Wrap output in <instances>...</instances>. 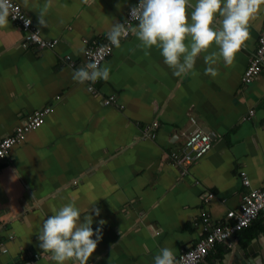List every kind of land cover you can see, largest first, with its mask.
I'll return each instance as SVG.
<instances>
[{
  "label": "crops",
  "instance_id": "obj_1",
  "mask_svg": "<svg viewBox=\"0 0 264 264\" xmlns=\"http://www.w3.org/2000/svg\"><path fill=\"white\" fill-rule=\"evenodd\" d=\"M14 1L44 39L58 42L22 48L17 25L9 20L0 28V139L51 108L0 162V264H20L30 254H43L32 264H56L39 247L38 229L67 203L81 214L100 209L99 216L88 213L94 231L106 221L86 264H153L165 246L177 257L200 239L206 220L239 212L242 196L264 186V71L242 84L264 28V4L232 63L218 59L216 76L204 74L203 59L218 51L215 44L199 55L195 74L176 77L156 46L145 55L130 33L101 64L110 67L109 79L90 92L72 79L85 64L81 50L109 43L113 22L121 23L137 0H52L43 28L37 15L46 0ZM152 122L155 137L141 138ZM195 128L210 135L211 148L175 164L171 152L183 153ZM203 264H264V222L257 217L232 241L216 243Z\"/></svg>",
  "mask_w": 264,
  "mask_h": 264
},
{
  "label": "clouds",
  "instance_id": "obj_2",
  "mask_svg": "<svg viewBox=\"0 0 264 264\" xmlns=\"http://www.w3.org/2000/svg\"><path fill=\"white\" fill-rule=\"evenodd\" d=\"M51 2L46 0L37 15V23L42 28L47 25L45 16ZM24 3L27 5L28 0ZM261 4L264 0H138V4L130 8L129 20L113 22L107 40L111 46L120 48L121 40L131 33L138 41L136 48L143 50L145 55H150L149 49L156 46L164 64L176 77L190 72L195 74L197 58L215 44L218 51L203 57L204 74L214 77L218 74L214 67L218 59L231 64L247 40L248 22ZM13 8L12 0H0V28L9 24ZM24 23L30 25L31 19H24ZM109 74L110 67L89 60L74 70L72 79L80 84L96 83L107 81ZM89 211L100 215L99 208L92 206L87 214H81L74 203H67L43 219L37 235L39 247L50 253L56 264H86L96 250L106 221L99 220L94 231ZM174 261L173 250L167 246L160 248L153 258V264H174Z\"/></svg>",
  "mask_w": 264,
  "mask_h": 264
},
{
  "label": "built area",
  "instance_id": "obj_3",
  "mask_svg": "<svg viewBox=\"0 0 264 264\" xmlns=\"http://www.w3.org/2000/svg\"><path fill=\"white\" fill-rule=\"evenodd\" d=\"M14 8L12 14L9 16V20L17 25L22 36L20 38L19 46L27 48L34 46L38 50L52 49L57 44V39L48 40L44 39L34 28L32 20L31 24L25 26L24 19H29L27 14L22 10L21 6L12 0ZM138 4L137 2L133 5ZM130 8L126 12V15L121 23L125 20H129ZM15 16L17 18L13 19ZM135 23V21H132ZM112 47L110 43L102 45H88L84 50V62L85 64L89 60L98 62L100 65L110 54ZM85 52L88 54L86 55ZM70 65H73L70 63ZM262 71H264V28L259 35L257 47L252 54L249 61V65L244 70L242 75V84L249 85ZM88 84V90L94 92L95 88L93 83L85 82ZM114 97V96H113ZM112 96L105 100L106 104L113 101ZM51 108L45 107L41 110L33 113L25 118L19 125H17L13 132L0 139V162L6 160L9 156L10 150L13 146L20 144L25 136L31 131L39 128L47 114H49ZM253 112H250L252 115ZM157 122H152L145 130L141 138L155 137L154 131L156 130ZM210 135L203 132L201 129L195 128L187 137L183 153L171 152L170 158L175 164L186 165L191 161L202 157L211 148ZM242 183L244 186H249L245 174L241 173ZM211 195L205 197L208 201ZM257 217H260L264 222V186L258 189H251L245 195L242 196L239 212H227L225 218L218 223L211 224L207 220L205 221L206 227L204 228L203 235L200 239L189 249L183 250L175 257L174 264H203V260L216 243L226 242L233 238L236 233L251 225L252 221ZM12 239V236H9ZM2 247V246H0ZM2 252H6L3 248ZM43 257V254H30L20 264H32L35 260Z\"/></svg>",
  "mask_w": 264,
  "mask_h": 264
},
{
  "label": "water",
  "instance_id": "obj_4",
  "mask_svg": "<svg viewBox=\"0 0 264 264\" xmlns=\"http://www.w3.org/2000/svg\"><path fill=\"white\" fill-rule=\"evenodd\" d=\"M229 241H232V238L229 239ZM239 247V246H238ZM240 249V248H239ZM251 252V250L249 249V253ZM240 254H242V257L240 258V260L245 261L247 259L246 254L243 252V250H240ZM254 254V253H253ZM250 256H252V253H250ZM254 256H256V254H254Z\"/></svg>",
  "mask_w": 264,
  "mask_h": 264
}]
</instances>
